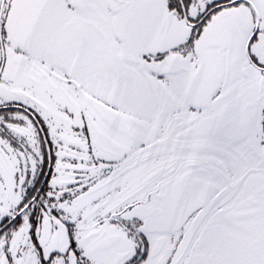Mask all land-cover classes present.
<instances>
[{
    "label": "snow or ice",
    "instance_id": "1",
    "mask_svg": "<svg viewBox=\"0 0 264 264\" xmlns=\"http://www.w3.org/2000/svg\"><path fill=\"white\" fill-rule=\"evenodd\" d=\"M0 264H264V0H0Z\"/></svg>",
    "mask_w": 264,
    "mask_h": 264
}]
</instances>
